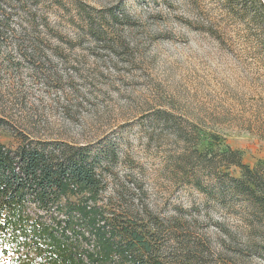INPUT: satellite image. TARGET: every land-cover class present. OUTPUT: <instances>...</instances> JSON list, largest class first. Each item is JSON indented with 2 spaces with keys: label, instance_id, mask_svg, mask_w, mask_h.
Instances as JSON below:
<instances>
[{
  "label": "rangeland",
  "instance_id": "374dc122",
  "mask_svg": "<svg viewBox=\"0 0 264 264\" xmlns=\"http://www.w3.org/2000/svg\"><path fill=\"white\" fill-rule=\"evenodd\" d=\"M0 2V142L84 146L105 217L159 230L164 264H264L262 217L218 197L215 160L232 149L251 168L264 162L253 0ZM51 214V226L66 215Z\"/></svg>",
  "mask_w": 264,
  "mask_h": 264
},
{
  "label": "trees",
  "instance_id": "16d2710c",
  "mask_svg": "<svg viewBox=\"0 0 264 264\" xmlns=\"http://www.w3.org/2000/svg\"><path fill=\"white\" fill-rule=\"evenodd\" d=\"M253 3L264 14V2ZM3 123L0 117V128ZM59 145L29 139L16 146L0 142V264H7L5 257L10 254L14 258L8 264H164L156 254L159 230L131 222L115 224L112 218L109 222L97 204L100 176L84 146ZM196 151L213 159L210 150ZM215 154L217 175L226 184L218 197L233 193L264 222V162L251 168L237 150ZM230 166L240 168L241 176L227 172ZM53 210L66 215L55 217L51 226L46 218H52ZM74 218L84 224H73ZM92 240L91 248L81 247ZM32 249L34 259L26 254Z\"/></svg>",
  "mask_w": 264,
  "mask_h": 264
}]
</instances>
